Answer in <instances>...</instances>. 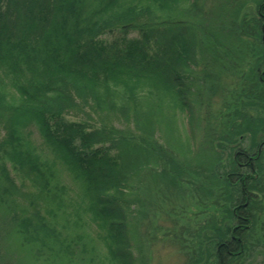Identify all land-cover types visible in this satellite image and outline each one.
Segmentation results:
<instances>
[{"label": "trees", "instance_id": "obj_1", "mask_svg": "<svg viewBox=\"0 0 264 264\" xmlns=\"http://www.w3.org/2000/svg\"><path fill=\"white\" fill-rule=\"evenodd\" d=\"M198 3L0 0V264H21L24 255L33 264L44 257L54 264L60 251L70 257L68 263L77 255L93 257L87 243L65 235L57 226L77 228L47 217L58 209L62 219L91 220L99 232L94 244H103L108 251L106 264H133L130 237L137 241L142 175L154 176L158 169L165 175L183 173L170 155L174 149L160 146L155 135L160 129L171 135L179 116L197 126L193 117L199 114L204 95V63H199L202 49L204 53V12ZM175 6L186 7L198 17L193 22L178 19ZM259 11L250 24L241 19L238 28L236 10L228 26L240 32L241 40L255 37L264 45V5ZM248 27L257 34L248 36ZM254 59L246 106L259 115L254 119L238 114L241 123L231 133L243 137L249 132L250 149L264 143V118L260 117L264 47L255 49ZM68 116L80 120L66 121ZM33 130L42 147L33 142ZM224 138L228 137L219 140ZM233 152L225 178L216 171L219 159L212 158L207 170L204 167L210 199L218 201L214 191L222 184L227 202L223 213L236 225L221 227L213 218L204 227V232L210 229L204 238L215 260L204 264H238L255 248L253 240L264 242L252 235L261 215V175L242 171L243 154ZM263 156L264 148L255 155L254 167L263 168ZM197 161L199 170L202 162ZM58 167L79 189V201L78 195L74 202L67 199V186H50L47 180ZM14 172L47 194L44 199L27 196L34 211L17 208L15 199L23 183H17ZM169 182L179 184L173 177ZM40 200L48 202L47 216L37 211ZM131 215L136 237L127 228Z\"/></svg>", "mask_w": 264, "mask_h": 264}, {"label": "rangeland", "instance_id": "obj_2", "mask_svg": "<svg viewBox=\"0 0 264 264\" xmlns=\"http://www.w3.org/2000/svg\"><path fill=\"white\" fill-rule=\"evenodd\" d=\"M198 4L204 12V20H202L204 25V53L202 54V49L199 60L200 64L204 63V95L202 105L198 108L199 114L193 117V123L197 126H191L186 117L179 116L177 126L171 131V135L166 133L165 129L158 130L155 135L160 146L174 149L170 151V155L175 159L176 164H180L183 173L177 174L173 171L172 174L170 172L169 175H165L161 173V169H158L154 176L142 175L139 190L137 189L140 193L138 194L140 207L136 221L138 227V229L136 227L137 241L130 237L132 244L129 251L134 257L133 260L135 259L133 264H204L208 259L212 263L215 262L214 251L207 247L208 244L204 238V233L209 234L210 229L204 232V227L209 225L213 218L218 220L219 226L224 225L226 228H232L235 222L228 221L225 212L223 213L227 202L222 184H218L219 186L214 191L218 201L215 198L210 199L212 193L207 191L211 185L210 181L204 180V177H209L204 172V167L207 170L208 163L212 161V158L219 159L220 166L216 171L218 175L225 178L232 163L230 154L233 150L231 148L235 149L233 153L240 152L243 154L239 163L243 167L242 171L246 173L255 171L261 175L263 189V192L259 193L262 199L259 206L261 215L252 235L255 240L259 238L264 240V166L262 169L254 167L256 164L255 155L264 148V143H260V141L258 149L257 147L250 149L252 137L249 132L243 135L244 138L232 137L231 135L236 126L241 123L238 114L253 116L254 119L259 115V112L250 111L249 107L246 106L248 102L246 96L250 93L249 81L255 71L253 69L255 49H262L264 45L255 37L254 39L249 37V39L241 40L239 38L240 32L235 29L233 31L228 26L233 22L234 17L232 15L236 10L239 13L236 22L238 28L241 19L250 24L251 19L260 12L264 0H199ZM173 12L178 19H186L190 22L198 17L183 6L173 7ZM199 20L201 19L197 18L196 22L199 23ZM246 32L248 36L257 34L252 27H248ZM252 69L253 71H251ZM262 74L264 75V69ZM263 80L264 78H261V81ZM243 91L245 93H242ZM260 114V117L264 118V111ZM65 120L78 122L80 119L79 117L68 116ZM229 122L232 123L225 126ZM221 136L228 138L220 141ZM32 139L37 146L42 147V140L35 130L32 132ZM229 141L233 142L229 143ZM167 145L171 147H167ZM195 157L196 160H194ZM197 160L202 162V167L199 169L201 173L196 169L199 165ZM205 162L207 163L204 166ZM261 162L264 165V156ZM251 165L254 169L250 168ZM192 169L199 172L200 175L192 174ZM14 173L17 183H23V188L17 193L15 199L17 208L21 212L22 209L34 211V208L31 209L28 206L30 202L27 196L40 195L44 199L47 194L40 193L37 184L34 182L22 179L18 173ZM171 177L174 178V183L179 184L173 185L169 182ZM47 181L50 182L52 188L54 186H67V199L69 198L71 202L75 201L77 195L78 201L80 200L79 189L62 168L58 167L54 177H49ZM46 203H48L47 200H40L37 204V211L42 216H47L49 213L47 210L49 205ZM61 214L58 209L56 214L50 213L47 217L54 218L56 224L66 223L77 228L78 230L74 231L57 226L58 231L64 232L65 235L71 238L73 236H75L74 238L79 237L83 244L87 243L94 254L93 257L91 255L81 257L77 255L78 258L73 254L76 259L71 257L73 263H68L70 257L60 251L59 258H56L54 264H59V262H63L61 264H106L105 257L107 258L108 251L105 245L94 244L99 232L91 220H84L82 217L79 221L80 219L77 220L79 216L62 219ZM66 216L68 215L66 214ZM131 219L132 215L127 220V228L136 237ZM251 244L255 248L251 252L245 253L238 264H264V242L256 244L253 240ZM13 257L16 260L15 256ZM24 257L25 259L20 260V263L30 264L29 260L31 259L25 255ZM43 259L37 260V264H50L46 262L45 257Z\"/></svg>", "mask_w": 264, "mask_h": 264}]
</instances>
